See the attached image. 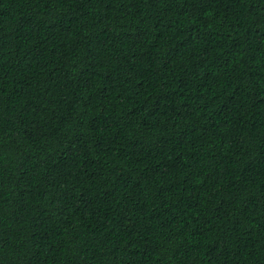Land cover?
Instances as JSON below:
<instances>
[{
	"label": "trees",
	"instance_id": "obj_1",
	"mask_svg": "<svg viewBox=\"0 0 264 264\" xmlns=\"http://www.w3.org/2000/svg\"><path fill=\"white\" fill-rule=\"evenodd\" d=\"M0 264H264V0H0Z\"/></svg>",
	"mask_w": 264,
	"mask_h": 264
}]
</instances>
